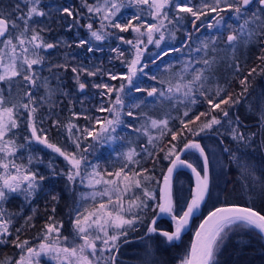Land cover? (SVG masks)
<instances>
[{"label":"snow or ice","instance_id":"1","mask_svg":"<svg viewBox=\"0 0 264 264\" xmlns=\"http://www.w3.org/2000/svg\"><path fill=\"white\" fill-rule=\"evenodd\" d=\"M59 30L74 33V38L61 36ZM253 40L260 52L257 59L264 62V0H16L10 11L0 8V246L17 250L0 264H41L42 257L54 264H124L122 249L137 241L158 236L172 246L211 196V152L202 139L215 140L228 165L236 164L262 185L259 195L264 198V180L256 177L248 159L257 148L264 150V99L258 105L256 131L248 130L239 113L257 67L244 75L233 59L238 93L220 86L213 92L207 86L214 66L223 60L221 51L234 53ZM150 46L156 49L151 54ZM168 57L182 67L161 78V65L174 68ZM68 73L74 91L67 86ZM141 81L151 87H142ZM198 100L206 108L194 113ZM148 104L169 105L171 111L183 105L187 110L173 130L170 112L154 119L140 111ZM65 111L68 115L62 117ZM53 131L65 137L63 146L51 142ZM145 136L146 145L140 143ZM166 136L170 139L165 143ZM117 143L127 144L126 151L113 149L120 166L101 168L96 153ZM34 146L63 158L65 167L49 160L44 175L43 157L33 152ZM190 150L202 158L199 169L182 158ZM162 161L167 167L158 178ZM181 168L195 174V187L182 203L174 192V173ZM60 179L74 198L66 213L68 235L65 219L57 216L60 193L43 188ZM77 186L88 191L77 196ZM41 193L52 202L51 215L34 237L21 239L36 227L33 204ZM16 198L21 203L11 211L8 204ZM149 211L153 215L145 224ZM162 214L170 216L173 230L159 228ZM144 226L142 237L130 238ZM236 228L264 237V209L254 204L214 207L179 264H220L218 257ZM151 254L146 248V255Z\"/></svg>","mask_w":264,"mask_h":264},{"label":"trees","instance_id":"2","mask_svg":"<svg viewBox=\"0 0 264 264\" xmlns=\"http://www.w3.org/2000/svg\"><path fill=\"white\" fill-rule=\"evenodd\" d=\"M16 0H0V8L4 9L5 12L11 10L12 4H14ZM59 34L61 36L66 37L71 40L74 38V33H64L62 30H59ZM81 35L84 36L85 33L81 31ZM131 38L133 34H126ZM178 38L181 37V33H177ZM227 33H225L224 39L226 40ZM108 43H113L109 41ZM224 40H221L220 47L223 48ZM107 47V45H105ZM149 54L155 52L156 49L154 47H149ZM260 52L256 47L255 41H251L245 46V48H241L240 52H234L232 49H225L220 53V57L223 60L217 63L213 69V79L209 85H207L214 92L217 86L227 88L229 92L238 93L241 91L240 85L238 83L239 77L235 72V68L232 67L233 59H238L241 65V73L246 75L248 70L252 67H257V72L250 78V95L248 100L239 107V113L241 120L245 125H247L248 130L256 131L254 127L256 123V117L258 115V105L262 99H264V73H261L260 68H264V62L257 59ZM105 61V66H107V57H102ZM169 61H172V57L167 58ZM219 59V58H218ZM174 66L173 69H169L167 65H161L157 75L161 78H166L173 71H178L182 65H178L176 61H172ZM120 70H123L122 68ZM67 86L69 89L74 91L71 73L67 74L66 80ZM142 87H151L147 81H141ZM131 102V101H128ZM95 103V101H93ZM178 111H171V106L163 105H154L148 104V106L142 107L140 111L147 112L152 118L160 119L163 118L164 112H170V116L175 118L174 121L170 122V127L173 130H176L180 127V117L183 112L187 110V108L183 105L178 106ZM206 108V104L197 101L196 106L192 109V112L198 113L200 111H204ZM255 110V111H254ZM68 113L65 111L62 113L63 116H67ZM191 115V113H190ZM80 125H83L85 122L83 120L78 121ZM195 127V126H194ZM157 131L152 130V135L156 136ZM51 142L57 143L58 146H63L66 141L65 137L57 132L53 131L51 134ZM189 139L193 137L189 136ZM170 139L169 136L165 137V143ZM202 143H206L209 145V150L211 152L212 149L215 148V140L212 139H202ZM141 144H147V137H143L140 139ZM259 143V141L257 142ZM230 141L225 140V145L229 146ZM183 143H179L178 147H182ZM211 148V149H210ZM118 152L121 149L127 150V144L123 147L119 145V143L115 145H104L100 148L96 156L99 158V162L101 168L108 167L109 169H115L119 167V162L115 159H111V155L115 154L113 151ZM33 152L39 156L43 157L44 164L40 166V171L44 175H48V170L46 165L49 160H52L59 168L65 167V162L63 158L56 156V154L52 153L51 150H42V146H34ZM195 156H191V152H187L185 157L192 161L197 167L200 164V158L198 157V153L193 151ZM26 155V154H25ZM216 156L221 158L220 166L216 170L213 162V158ZM196 157V161H195ZM92 157H90L91 159ZM202 159V158H201ZM248 159L256 167V177L260 180H264V150L257 148L255 152L250 153ZM150 167L151 165H146ZM166 166L165 161H162L158 167V170ZM209 175H210V186H211V196L207 198L206 202H203L201 205V212L194 215L191 220V224L188 228L185 229L181 234V239L176 241L172 246H167L163 244L161 237H154L151 240H145L143 242L137 241L136 243L130 244L122 249L121 259L124 261V264H175L180 260L182 256L186 254V251L189 248L192 232L202 217L203 213L208 211L215 205L223 204V203H242L246 205H253L257 208V210L264 209V198H262L259 193L261 191L262 185L260 183H255L254 186L248 187L249 189L245 192L242 191L241 180L243 178H251L246 177L242 174V171L238 168L236 164L228 165L227 158L220 156L219 152L216 150V155L211 152L209 157ZM165 171V169H164ZM226 174V175H224ZM234 174V175H233ZM184 180V181H183ZM180 181V182H179ZM185 182V183H184ZM194 180L190 172L187 170H179L174 177V192L179 202L182 203L184 199L189 198V190L192 189L194 185ZM183 183V184H182ZM228 184V185H227ZM44 192L52 191L56 193H60L61 200L57 206V216L65 219V229L64 235H68L71 231V225L67 222V210L68 207L73 204V196L70 192L64 190V181L63 179L56 180L55 182L49 181L43 186ZM252 189V190H250ZM88 189L82 186H77L76 193L77 196L81 192H86ZM21 201L19 198L11 200L8 204V208L11 211L18 210V206ZM47 203V210L45 205ZM90 203V202H89ZM86 207L88 205H85ZM34 208H37L36 219L34 229L29 230L25 233L21 239L25 237L31 238L36 235V233L40 230L41 226L45 222L48 215H51L50 209L52 207V202L49 200L47 195L41 193L33 204ZM26 214L30 215L31 210L26 209ZM152 212L149 211L147 216L145 217V224L148 219L152 217ZM201 215V216H200ZM199 216V217H198ZM18 222L17 226H19ZM158 226L164 230H173L174 224L171 221V218L167 214H162L158 218ZM146 231V226L138 228L133 237H142ZM151 249V256L146 255V248ZM17 252L12 246L3 247L0 246V259H3L5 256H12ZM220 264H264V238L260 236L258 231L248 230L245 228H236L229 236L227 243L223 247L222 253L218 257ZM44 264H52L50 260L43 259Z\"/></svg>","mask_w":264,"mask_h":264},{"label":"rangeland","instance_id":"3","mask_svg":"<svg viewBox=\"0 0 264 264\" xmlns=\"http://www.w3.org/2000/svg\"><path fill=\"white\" fill-rule=\"evenodd\" d=\"M241 48H245V45H243V44H241L238 48H237V50L235 51V53L237 52H240V50H241ZM221 52H223V51H221ZM157 135H159V133L157 132L156 133V136ZM170 137V136H169ZM211 149V148H210ZM121 150H124V151H126L125 149H121ZM121 150H119V151H121ZM118 151V152H119ZM193 151H195V150H190V152H191V156H195V153L193 152ZM196 152V151H195ZM211 152H213V154L214 155H216V149L214 148V149H212L211 150ZM198 153V152H197ZM198 157H199V154H198ZM108 158H110V160L113 158V159H115V154H113V155H111V157H108ZM200 158V157H199ZM195 161H196V157H195ZM220 161H221V158L220 157H217L216 156V161H215V158H213V162H214V166H215V168H217L218 169V167L220 166ZM165 164H166V166L164 167V169H166V167H167V162L165 161ZM200 165H202V159L200 158ZM118 168V167H117ZM116 169V168H115ZM163 169V170H164ZM109 170H114V169H109ZM156 175H157V177L159 178V175H160V171L158 170V167L156 168ZM224 175H226V174H224ZM234 175V174H233ZM241 182H243V183H241L242 184V191H246V190H248L249 188L248 187H251V186H254L255 185V183L254 182H252V180H251V178H246V180H245V178H243L242 180H241ZM194 185H195V183H194ZM228 185V184H227ZM195 187V186H194ZM251 188H253V187H251ZM91 203V202H90ZM201 208V207H200ZM43 259L45 260L46 258H41V264H44L43 263ZM52 262V264H54V262L53 261H51ZM175 264H179V261L178 262H176Z\"/></svg>","mask_w":264,"mask_h":264},{"label":"water","instance_id":"4","mask_svg":"<svg viewBox=\"0 0 264 264\" xmlns=\"http://www.w3.org/2000/svg\"><path fill=\"white\" fill-rule=\"evenodd\" d=\"M183 154H184V153H182L181 155H183ZM184 169H186V170H188L189 172H191L190 169H187V168H184ZM165 171H166V169H165ZM175 173H176V172H175ZM175 173H174V174H175ZM191 174H192V175L194 176V178H195V174L192 173V172H191ZM192 189H194V187H193ZM223 204H241V205H246V204H242V203H223ZM223 204H218V205L213 206V207L210 208L206 213H204V215H202V217L199 219L198 223L196 224V226H195V228H194V230H193V232H192V236H191V240H190L189 247H190L192 241L195 239V232H196V230L198 229L199 224L203 221L204 217L207 216L208 212H209L210 210H212L214 207L221 206V205H223ZM199 212H200V209L197 210V211L195 212L194 215H197ZM191 219H192V217L189 219V224L185 227V229L190 225V223H191ZM185 229H184V230H185ZM184 230H182V232H183ZM263 238H264V237H263Z\"/></svg>","mask_w":264,"mask_h":264},{"label":"flooded vegetation","instance_id":"5","mask_svg":"<svg viewBox=\"0 0 264 264\" xmlns=\"http://www.w3.org/2000/svg\"><path fill=\"white\" fill-rule=\"evenodd\" d=\"M182 158H183V159H186V160L189 161V159H187V158L185 157V154L182 155ZM190 162H192V161H190ZM194 165H195V164H194ZM195 166H196V165H195ZM200 166H201V165L199 164V165H198V169H199ZM182 169H183V170H186V169H184V168H181V169H179V170H182ZM179 170H178V171H179ZM216 170H217V168H216ZM178 171H177V172H178ZM187 171H188V170H187ZM209 171H210V170H209ZM177 172H176V173H177ZM176 173L174 174V177H175ZM193 183H194V182H193Z\"/></svg>","mask_w":264,"mask_h":264},{"label":"bare ground","instance_id":"6","mask_svg":"<svg viewBox=\"0 0 264 264\" xmlns=\"http://www.w3.org/2000/svg\"><path fill=\"white\" fill-rule=\"evenodd\" d=\"M176 176V175H175ZM184 181V180H183ZM180 182V181H179ZM185 183V182H184ZM183 184V183H182ZM202 213V212H201ZM204 214V213H203ZM196 216V215H195ZM201 216V215H200ZM199 217V216H198ZM194 218V217H193Z\"/></svg>","mask_w":264,"mask_h":264}]
</instances>
